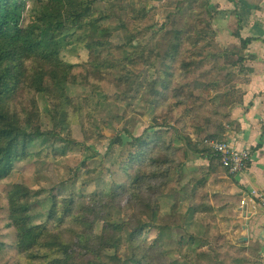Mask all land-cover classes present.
I'll return each mask as SVG.
<instances>
[{
	"label": "trees",
	"instance_id": "1",
	"mask_svg": "<svg viewBox=\"0 0 264 264\" xmlns=\"http://www.w3.org/2000/svg\"><path fill=\"white\" fill-rule=\"evenodd\" d=\"M163 1L171 12L143 31L150 3ZM116 34L124 35L122 45L113 43ZM246 46H219L207 0H131L127 7L122 0H0V184L32 164L36 148L61 159L84 145L94 115L89 99L71 97L70 88L88 90L97 107L107 100L105 88L120 101L138 100L157 127L154 138L146 131L111 142L122 148L116 163L123 179L107 195L62 196L37 182L14 184L7 197L0 192V264H245L246 255L255 258L259 251L236 248L220 231L217 213L233 212L234 199L221 190L228 173L210 146L227 140L230 110L244 102L238 85ZM65 54L86 60L74 64ZM176 137L185 149L173 147ZM189 152L209 164L186 179ZM106 173L88 170L83 185L104 183ZM167 196L175 201L169 212L160 201ZM46 204V221L32 226ZM113 207L125 211L123 223L113 219ZM178 214L207 219L213 237L181 239L185 251L171 261L161 236L171 229L166 218Z\"/></svg>",
	"mask_w": 264,
	"mask_h": 264
},
{
	"label": "rangeland",
	"instance_id": "2",
	"mask_svg": "<svg viewBox=\"0 0 264 264\" xmlns=\"http://www.w3.org/2000/svg\"><path fill=\"white\" fill-rule=\"evenodd\" d=\"M122 1L123 7H127L131 4V0ZM150 6L153 13L149 21L140 24L143 31L149 26H160L172 10V6L168 7L165 5V1L153 2L150 3ZM121 15L123 20L128 19L127 12H121ZM123 39L124 35L116 34L113 43L118 46L122 45L124 42ZM143 41L146 42V40ZM65 59L74 64L86 60V58H70L68 54H65ZM69 93L71 97H81L84 99L87 97L89 99L88 105L90 113L94 115V120L86 131V136L82 139L84 145L73 154H68L61 159L52 157L47 147L43 149L36 148L35 152L38 155H36L34 162L24 168L23 166L25 164H22L10 178L0 184V192L6 197L14 184L21 183L26 186H33L35 182L39 183L45 191H50L54 188L58 189L62 196H67L71 192H86V194L101 196L107 195L111 192L113 184L123 179V176L118 173V164L116 163V160L122 152V148L118 144L114 145L111 142H116L118 138L127 142L130 136L140 137L146 131L151 134V138H154L153 135L155 131H157V127L153 120L154 115L152 114V110H150L146 104L138 100L130 99L120 101L115 97L116 94L114 90L110 88L104 89L107 100L104 101L100 107L90 103L93 99L86 89L74 87L70 88ZM40 105L43 108L42 102H40ZM189 138L193 141L196 139L193 134H190ZM110 145H112L111 149ZM173 147L176 149H185V144L180 141L179 137H176ZM186 164L188 167L185 170L184 176L187 179L191 174H195V169L193 168L206 166L209 163L201 158L200 155L189 152ZM101 167H103L105 171H109V175L106 173L103 176L104 183H94L89 186L83 185L85 184L83 180L87 178V171L97 170ZM160 201L165 212H169L175 204L174 199L169 196L161 198ZM44 207L45 209L39 207L41 211L35 213V219L31 220L32 226L43 224L46 221V211L49 205L46 204L43 208ZM111 212L116 222L119 224L123 223L122 214L124 215L125 211H122L121 214L120 209L113 207ZM223 216V213H217V217L220 219V231L227 237L233 246L241 249L242 247L239 241L234 239L236 236L232 229L231 222L225 221ZM190 218L191 220H187L185 217L183 218L181 214L176 215L174 218H166L171 229L166 231L161 238L166 242L165 246L167 247L168 258L171 261L180 258L185 251L184 244H180L181 239L186 241L189 235H195L199 238L198 243H202L213 237L212 228L207 219L201 218L196 220V217ZM156 236L157 233H154L148 240ZM249 245L254 251L257 250L256 246L252 243L248 244V246ZM245 258L247 260L249 256L246 255ZM256 258L257 253L255 258L251 260H255Z\"/></svg>",
	"mask_w": 264,
	"mask_h": 264
},
{
	"label": "crops",
	"instance_id": "3",
	"mask_svg": "<svg viewBox=\"0 0 264 264\" xmlns=\"http://www.w3.org/2000/svg\"><path fill=\"white\" fill-rule=\"evenodd\" d=\"M207 3L220 47L240 50L247 44L245 72L238 85L244 102L230 110L227 141L239 150L251 151L252 159L244 175L228 174L225 178L221 190L234 199L231 205L234 210L223 213V219L231 222L234 239L241 247L252 243L259 251L255 260L245 259V264H264V211L240 206L244 194L264 191V0H207Z\"/></svg>",
	"mask_w": 264,
	"mask_h": 264
},
{
	"label": "built area",
	"instance_id": "4",
	"mask_svg": "<svg viewBox=\"0 0 264 264\" xmlns=\"http://www.w3.org/2000/svg\"><path fill=\"white\" fill-rule=\"evenodd\" d=\"M227 129H230L228 126ZM211 148L219 159L221 166L232 177L244 175L252 159V153L249 150H239L231 145L227 140L224 142H213ZM241 208H252L254 211H264V191L251 190L244 194L240 204Z\"/></svg>",
	"mask_w": 264,
	"mask_h": 264
}]
</instances>
